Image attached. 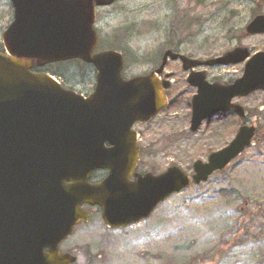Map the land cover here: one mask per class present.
Listing matches in <instances>:
<instances>
[{"label": "water", "instance_id": "1", "mask_svg": "<svg viewBox=\"0 0 264 264\" xmlns=\"http://www.w3.org/2000/svg\"><path fill=\"white\" fill-rule=\"evenodd\" d=\"M114 0H10L13 20L1 33L0 51V264H73L59 244L74 225L86 222L83 204L97 205L106 226L119 228L147 218L156 206L190 184L176 165L159 174L146 172L129 180L138 158L135 122H146L165 105L168 80L159 81L167 59L182 68L244 62L232 83H210L191 71L189 130L221 112L245 119L232 99L264 91V51L250 54L237 46L222 55L196 60L166 50L159 67L148 74L122 77L123 58L116 50L95 52L94 6ZM247 34H264V14L245 26ZM80 59L96 70L88 96L64 88L52 75L31 68ZM243 124L207 161L192 163L194 184L224 168L255 135ZM108 169L96 182L95 170Z\"/></svg>", "mask_w": 264, "mask_h": 264}, {"label": "rangeland", "instance_id": "2", "mask_svg": "<svg viewBox=\"0 0 264 264\" xmlns=\"http://www.w3.org/2000/svg\"><path fill=\"white\" fill-rule=\"evenodd\" d=\"M264 14V0H115L95 10L97 50L116 49L124 57L125 78L150 72L167 48L195 59H208L236 45L264 50V34L247 35L246 24ZM12 20L9 0H0V35ZM205 69V68H203ZM241 65L206 68L209 78L229 80ZM43 70L88 94L95 70L76 61ZM168 103L134 129L146 147L140 165L154 173L171 165L192 174V163L206 159L235 135L238 122L216 115L189 131L192 90L178 61L168 60ZM258 129L255 140L206 182L193 184L161 202L152 214L126 227L108 228L96 207L60 248L76 255L75 264H264V93L238 100ZM150 146H149V145Z\"/></svg>", "mask_w": 264, "mask_h": 264}, {"label": "flooded vegetation", "instance_id": "3", "mask_svg": "<svg viewBox=\"0 0 264 264\" xmlns=\"http://www.w3.org/2000/svg\"><path fill=\"white\" fill-rule=\"evenodd\" d=\"M181 44H182V42L177 46V47H173V48H167V49H170V50H173V51H175V52H180L179 51V49H180V46H181ZM96 51H100V50H97L96 49ZM161 59H162V54L160 55V58H159V61H158V63H157V65L154 67V68H156L159 64H160V62H161ZM174 61H178L179 63H180V61L179 60H174ZM181 64V63H180ZM167 65V64H166ZM166 67V66H165ZM153 68V69H154ZM200 69H203V67L202 66H200V67H198V68H192V69H190V71H193V72H195V71H197V70H200ZM189 72V71H188ZM166 74H169L168 75V79L170 80V78H171V74L170 73H161L160 75H159V78L162 80V79H164V78H166ZM189 86V85H188ZM171 88V85H170V87L168 88V90ZM189 88L192 90V94H191V97H190V99H189V101H188V107H190L191 106V98H192V96L195 94V92H196V89L194 88V87H192V86H189ZM74 90V89H73ZM168 90H166V97H167V101H168V96H167V91ZM75 91V90H74ZM77 92V91H76ZM78 93H80V92H78ZM81 94H83V93H81ZM84 96H87L88 94H83ZM243 98H246V97H240V98H235V99H233V101L234 102H238V100H240V99H243ZM240 103V102H239ZM189 110V115H190V109H188ZM228 113H232L233 115H235L234 113H233V111H230V112H228ZM236 116V115H235ZM250 117H251V115H250V113L248 112L247 113V122L248 123H250ZM236 119H237V121H238V126H240L241 125V122L239 121V119H238V117L236 116ZM141 124H143L142 122H138V123H136V124H134V125H141ZM238 128V127H237ZM136 131V133H137V145H138V148H139V153H138V159H137V161H136V166H135V168L133 169V171L131 172V174L129 175V180H134L137 176L136 175H143L144 173H146V172H148L149 170H145L141 165H140V163H147V162H144L143 161V159L142 158H144L145 157V151H146V147L147 146H144V145H142V143H141V138L139 137L140 136V133H139V131L138 130H135ZM149 145V144H148ZM150 146V145H149ZM149 172H152V171H149ZM108 173H109V170L108 169H101V170H96L95 172H93L92 173V176L90 177V182L92 183V182H97V181H99V180H101V179H103V178H105L107 175H108ZM152 173H154V172H152ZM154 174H156V173H154ZM86 207H88V206H86V205H83L82 206V209H85V210H88L89 211V213L91 214V211L88 209V208H90V207H88V208H86ZM93 208V207H92ZM79 225V224H78ZM60 250H61V248H60ZM62 251V250H61ZM63 252V251H62ZM65 252H69V251H65Z\"/></svg>", "mask_w": 264, "mask_h": 264}, {"label": "trees", "instance_id": "4", "mask_svg": "<svg viewBox=\"0 0 264 264\" xmlns=\"http://www.w3.org/2000/svg\"><path fill=\"white\" fill-rule=\"evenodd\" d=\"M74 61L78 62V63L81 64V65L84 64V66H91V65H89V64H85V63H83V62H81V61H79V60H74ZM91 67H92V66H91ZM51 74H53V75H57V73H51ZM257 132H258V129H257Z\"/></svg>", "mask_w": 264, "mask_h": 264}, {"label": "bare ground", "instance_id": "5", "mask_svg": "<svg viewBox=\"0 0 264 264\" xmlns=\"http://www.w3.org/2000/svg\"><path fill=\"white\" fill-rule=\"evenodd\" d=\"M121 55H122V58H123V61H125V57H124V55L121 53ZM157 76V78L159 77V75H156ZM143 123V122H142ZM89 218H90V215H89V217H88V220H89ZM88 220L86 221V222H88ZM86 222H81V223H86Z\"/></svg>", "mask_w": 264, "mask_h": 264}]
</instances>
